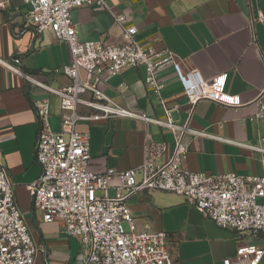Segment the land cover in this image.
Returning a JSON list of instances; mask_svg holds the SVG:
<instances>
[{"label":"crops","instance_id":"crops-1","mask_svg":"<svg viewBox=\"0 0 264 264\" xmlns=\"http://www.w3.org/2000/svg\"><path fill=\"white\" fill-rule=\"evenodd\" d=\"M105 1L112 13L126 17V26L138 28L139 43L157 51L168 49L183 61L185 69H197L205 79L224 74L223 91L239 100L236 108L207 100L195 106L190 126L208 136L186 138V169L208 175H264V154L244 146L264 147V119H254L259 101L264 103V96L259 100L264 91V0ZM28 11L20 0H8L0 9L1 155L32 237L46 248L38 253L35 264H80L78 239L65 233L63 223L44 222L28 189L41 175L35 157L39 121L34 105L49 99L50 125L60 131L61 101L31 85L24 75L56 89L64 88L71 80L55 71L72 62L69 46L57 41L52 32L39 35L33 26H26ZM259 14L263 21H253ZM72 17L81 41L112 45L123 42L122 29L107 10L80 7ZM6 64L18 68L22 75L9 70ZM157 75L164 85L162 98L172 119L184 125L190 106L173 67L167 66ZM146 76L144 67L128 68L99 87L122 107L166 119L159 96L145 83ZM83 99L90 100L91 95ZM78 112L85 116L96 113L84 105L78 106ZM77 129L91 138V172L125 171L142 164L147 141L142 121L112 117L81 121ZM148 132L151 143L166 145V152L158 160L159 164L165 163L174 149L172 131L151 124ZM119 185V179L114 178L111 197L116 196ZM127 205L141 230L167 235L168 250L177 264H223L225 259H235L239 249L262 244L251 235L219 227L172 193L141 192ZM260 264H264V256Z\"/></svg>","mask_w":264,"mask_h":264},{"label":"built area","instance_id":"built-area-1","mask_svg":"<svg viewBox=\"0 0 264 264\" xmlns=\"http://www.w3.org/2000/svg\"><path fill=\"white\" fill-rule=\"evenodd\" d=\"M8 0H0V9ZM29 7L26 26H33L41 35L47 31L71 51L70 65L57 69L70 85L56 89L24 75L33 86L46 90L61 101V130L50 125L51 103L45 98L35 103L39 133L35 147L36 161L41 167L40 177L28 189L34 207L41 211L46 223L61 222L69 237L79 241L80 264H177L167 246L163 232L139 228L127 202L141 192H163L181 196L199 213L219 227L238 234H248L261 245L241 248L235 259L223 264H260L264 256V175L236 173L208 175L186 169L188 136H208L193 129L190 122L195 106L211 101L226 107H239L236 96L223 91L225 75L205 79L197 69H185L181 61L168 49L157 51L138 42V28L126 26L124 16L115 15L105 0H20ZM80 7L107 10L115 24L122 29L123 42L112 45L102 41H81L73 22L72 12ZM253 21H263L259 14ZM0 63L3 61L0 59ZM14 73L22 72L12 66ZM172 66L189 106L187 123L177 124L162 98L164 85L158 72ZM144 67L145 83L155 90L164 107L166 119L152 118L133 107H122L110 99L100 84L120 75L128 68ZM91 95L90 100L83 96ZM264 91L261 93V98ZM84 105L96 113L81 115L78 106ZM130 118L142 121L146 128L144 160L133 169H108L103 174L89 170L91 138L78 131L81 121H101L109 118ZM254 119H264V103L259 101ZM151 124L170 129L174 149L162 164L166 152L164 143L149 141ZM231 142V141H227ZM264 154V147L244 145ZM118 178L116 196L111 197V182ZM127 225V230L125 229ZM46 248L35 243L30 228L18 207L15 184L11 181L0 149V264H35L39 252Z\"/></svg>","mask_w":264,"mask_h":264},{"label":"rangeland","instance_id":"rangeland-1","mask_svg":"<svg viewBox=\"0 0 264 264\" xmlns=\"http://www.w3.org/2000/svg\"><path fill=\"white\" fill-rule=\"evenodd\" d=\"M125 229L127 230V225H125Z\"/></svg>","mask_w":264,"mask_h":264}]
</instances>
